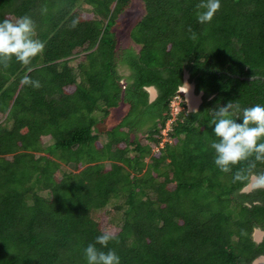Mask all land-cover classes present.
I'll list each match as a JSON object with an SVG mask.
<instances>
[{"label":"trees","instance_id":"obj_1","mask_svg":"<svg viewBox=\"0 0 264 264\" xmlns=\"http://www.w3.org/2000/svg\"><path fill=\"white\" fill-rule=\"evenodd\" d=\"M200 2L0 0V21L30 16L45 44L29 66L0 64V264H87L85 248L106 230L92 213L109 202L116 238L96 247L115 250L121 264H250L264 255V237L253 239L264 230V189L233 183L246 165L216 167L210 125L229 101L264 105V0H221L210 24L197 22ZM138 3L143 14L128 33L136 49L116 28ZM185 73L202 101L188 111L182 100L170 142L153 150ZM25 75L41 87L21 84ZM121 102L124 116L98 131Z\"/></svg>","mask_w":264,"mask_h":264},{"label":"clouds","instance_id":"obj_2","mask_svg":"<svg viewBox=\"0 0 264 264\" xmlns=\"http://www.w3.org/2000/svg\"><path fill=\"white\" fill-rule=\"evenodd\" d=\"M221 6V0H201L196 5L197 22L210 24ZM78 23V20H73L71 27H76ZM36 36V24L28 15L18 17L14 21L11 19L0 21V64L7 68L14 57L17 62L24 66L31 65L32 61L42 55L45 49L44 42ZM190 38L197 39L196 33L192 32ZM28 70L30 72L32 69L29 68ZM186 74L188 77V73ZM253 78L252 76L251 79ZM21 84L35 89L41 87L39 80H33L28 75L21 79ZM182 85L176 94L180 97L179 110L183 108L181 101L184 100L186 95L184 90L186 84L183 83ZM192 85L194 88L193 83ZM180 92L183 93L182 96ZM199 95L202 96V92H198ZM174 97L173 100H175ZM201 100L199 99L197 103H200ZM212 117L210 125H214L213 132L217 137V141L212 142L211 148L215 152L214 164L216 167L224 173H230L234 167L246 165V167H239L233 173V183L247 181L252 185L250 189H264V171L258 173L253 171L256 169L257 163L264 164V105L256 104L241 108L239 103L229 101L226 105L213 109ZM173 122L174 119L170 118L169 115L161 132L163 137L159 145L156 146L157 148L163 147L166 141L170 142L167 132L171 129ZM257 232L263 233L261 238L264 237V230L256 228L253 235ZM115 238V235L107 229L97 236L95 244H89L84 250L87 264H121L120 257L115 250L109 249L107 252L101 250L107 248L109 242ZM96 244H99L101 249H98ZM262 258L263 256L254 258L250 264H253L257 259L262 260Z\"/></svg>","mask_w":264,"mask_h":264},{"label":"rangeland","instance_id":"obj_3","mask_svg":"<svg viewBox=\"0 0 264 264\" xmlns=\"http://www.w3.org/2000/svg\"><path fill=\"white\" fill-rule=\"evenodd\" d=\"M142 14H143V8H142L141 4H139V3L134 4L131 6V8L127 9L124 12L123 16L121 17L120 21L118 22V28H116V34L118 35L119 41L124 46L128 45L130 43L133 44L132 41L130 40L129 36H128V33L131 30L132 26L134 24H136V22L140 19ZM14 20L15 19H13V21ZM134 47H136V49H139L140 46L134 44ZM185 77L186 78L184 81L186 84L185 86H187V87L184 86V90L186 91L185 92L186 95L184 96V100L186 102V109L192 110V109L197 108V106L200 104L197 102H199V99L200 100L202 99V96L201 95L198 96V93H196L194 91L192 82L190 83L189 81H187L186 75H185ZM77 81H78V78H77ZM181 86H183V85H181ZM152 89L153 88H151V92L153 91ZM190 89L192 90V92H191L192 95L197 98V99L195 98L196 102L194 104H191V101H189V99H188L189 98L188 97V95H189L188 90H190ZM180 93H182V92H180ZM182 95H183V93H182ZM174 101L175 100L172 101L173 105L170 107L171 108L170 109V118H172V119H174L177 111L180 108V106H178V104L175 103ZM192 105H193V107H192ZM124 114H125V111L123 110V103L121 102L119 106L112 108L107 116L100 118V120L96 123L95 126H96L97 130L100 132L109 130L120 121V119L124 116ZM51 143H52V140H50L48 137H43V139H42L43 146H47ZM141 143H144V139L141 140ZM153 150H157V147H154ZM41 154H42L41 151L35 152V155H41ZM48 154H49V156H51V158H53V156L56 157V155L58 154V151L55 149H53V150L48 149ZM148 160H150V159H148ZM70 168H72V164H70L69 166L65 165L66 171H71ZM36 176H38V174ZM249 185L251 186V184H249ZM92 216L97 220L101 219L102 220L101 222L103 223L105 228L107 230H110V231L118 228L119 223H120L119 222L120 219L118 218L116 211L114 209V205L111 202H109L104 208L94 211L92 213ZM255 235L257 236L256 237L257 239H260L263 236V233L257 232Z\"/></svg>","mask_w":264,"mask_h":264},{"label":"bare ground","instance_id":"obj_4","mask_svg":"<svg viewBox=\"0 0 264 264\" xmlns=\"http://www.w3.org/2000/svg\"><path fill=\"white\" fill-rule=\"evenodd\" d=\"M185 87H187V86H185ZM188 93H189V95H188L189 101H191V104H194L196 102V100H195L196 97L192 95L191 90H188ZM260 261H261V259H257L253 264H258Z\"/></svg>","mask_w":264,"mask_h":264},{"label":"crops","instance_id":"obj_5","mask_svg":"<svg viewBox=\"0 0 264 264\" xmlns=\"http://www.w3.org/2000/svg\"><path fill=\"white\" fill-rule=\"evenodd\" d=\"M133 43V42H132ZM134 44V43H133ZM151 88H153L151 92ZM147 90L149 91V100L152 101L157 96V91L154 87H148ZM115 126V125H114Z\"/></svg>","mask_w":264,"mask_h":264},{"label":"flooded vegetation","instance_id":"obj_6","mask_svg":"<svg viewBox=\"0 0 264 264\" xmlns=\"http://www.w3.org/2000/svg\"><path fill=\"white\" fill-rule=\"evenodd\" d=\"M256 237H257L256 235H253V239L256 242H260L262 240V238L261 239H257ZM260 256H263V258H262V260L258 264H264V255H258L256 258H260Z\"/></svg>","mask_w":264,"mask_h":264},{"label":"built area","instance_id":"obj_7","mask_svg":"<svg viewBox=\"0 0 264 264\" xmlns=\"http://www.w3.org/2000/svg\"><path fill=\"white\" fill-rule=\"evenodd\" d=\"M174 99H175L174 102L177 103V104H179L180 97H179L178 95H176V96L174 97ZM171 105H173V103H172Z\"/></svg>","mask_w":264,"mask_h":264},{"label":"water","instance_id":"obj_8","mask_svg":"<svg viewBox=\"0 0 264 264\" xmlns=\"http://www.w3.org/2000/svg\"><path fill=\"white\" fill-rule=\"evenodd\" d=\"M185 75L187 76V74H186V73L184 74V80H185V78H186ZM184 83H185V81H184ZM251 186H252V185H251ZM251 186L248 185V186L245 188V190H247V191L250 190Z\"/></svg>","mask_w":264,"mask_h":264}]
</instances>
